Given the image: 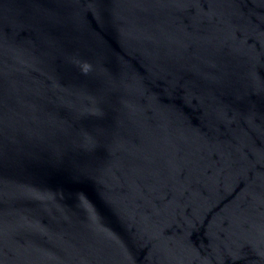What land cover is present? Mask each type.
I'll use <instances>...</instances> for the list:
<instances>
[{"label":"water","instance_id":"95a60500","mask_svg":"<svg viewBox=\"0 0 264 264\" xmlns=\"http://www.w3.org/2000/svg\"><path fill=\"white\" fill-rule=\"evenodd\" d=\"M0 264H264V0H0Z\"/></svg>","mask_w":264,"mask_h":264}]
</instances>
